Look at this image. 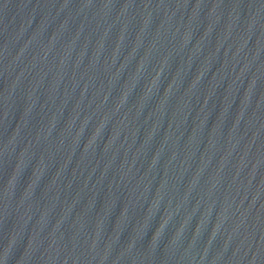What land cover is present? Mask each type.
<instances>
[{
  "label": "water",
  "instance_id": "95a60500",
  "mask_svg": "<svg viewBox=\"0 0 264 264\" xmlns=\"http://www.w3.org/2000/svg\"><path fill=\"white\" fill-rule=\"evenodd\" d=\"M0 264H264V0H0Z\"/></svg>",
  "mask_w": 264,
  "mask_h": 264
}]
</instances>
